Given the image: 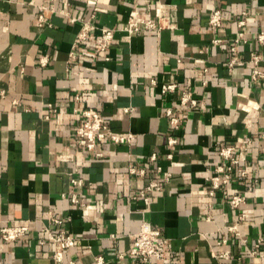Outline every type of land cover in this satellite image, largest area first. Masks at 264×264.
Here are the masks:
<instances>
[{
	"label": "crops",
	"instance_id": "obj_1",
	"mask_svg": "<svg viewBox=\"0 0 264 264\" xmlns=\"http://www.w3.org/2000/svg\"><path fill=\"white\" fill-rule=\"evenodd\" d=\"M31 1L0 0V227L30 221L22 240L0 238V264H55L53 244L40 243L48 210L63 219L53 230L76 237L63 264H95L97 257L102 264H138L129 249L143 220L167 240L161 264H264V80H251L250 64L227 67L229 46L243 31L238 55L246 60L257 53L264 70V40L257 39L264 32V0H140L142 15L154 14L149 2L173 6L175 27L133 35L122 28L135 0H56L50 25L42 27L40 1ZM215 8L225 22L212 29L207 18ZM82 19L116 32L97 59L98 30L92 31L68 66ZM168 83L176 90L162 93ZM183 91L197 99L196 108L179 106ZM128 106L133 109L125 112ZM168 107L182 120L173 133ZM74 108L96 110L110 129L130 131L134 141L81 149ZM171 134L174 145L168 144ZM246 136L253 138L241 161L246 178L233 177L210 195L206 177L219 162V149L239 146ZM129 163L145 174H129ZM72 176L84 181L76 190L83 205L70 200ZM152 180L162 189L149 193V203L132 198ZM235 194L244 197L238 207L228 202ZM233 223L239 239L226 230ZM219 250L232 257L214 258L211 251Z\"/></svg>",
	"mask_w": 264,
	"mask_h": 264
},
{
	"label": "built area",
	"instance_id": "obj_2",
	"mask_svg": "<svg viewBox=\"0 0 264 264\" xmlns=\"http://www.w3.org/2000/svg\"><path fill=\"white\" fill-rule=\"evenodd\" d=\"M35 0H32L33 2ZM37 5V24L42 27L44 25H50L49 18L56 12L54 3L56 0H39ZM140 0H135V7L129 15L123 31L128 35L139 34L144 31L159 32L165 28L175 27L169 21L170 11L173 6L167 4H153L151 2L146 4L147 11H154V14L142 15L138 9ZM241 15H246L243 11ZM225 22V16L220 8H215L208 16L207 23L212 29H217L223 26ZM239 26L244 25V20L238 21ZM98 30V35L94 39L93 50L97 59H102V55L112 45L113 38L116 30L112 28L100 27L97 28L93 25L89 19L81 20V28L75 36V40L71 45V50L68 53L67 65L70 66L77 58V49L83 42H87L91 39L92 31ZM258 41L264 40V32L257 34ZM245 33L239 32L238 36L233 40L229 46L231 56L227 62V67L231 70L234 65L240 63H247L252 66L251 68V80L258 82L264 80V70L260 67V56L257 53H250L248 59L243 60L238 55V43L245 41ZM214 43L221 42L218 39L213 40ZM107 59V57H104ZM46 60L41 59L40 63L45 64ZM206 70H204L205 72ZM201 85H206L203 81ZM177 86L175 83L163 84L161 86L162 93L174 92ZM17 101L15 100L14 103ZM179 106L185 109H194L198 106V101L192 96L190 91H183L181 93ZM131 106L125 107V112L131 111ZM54 111V110H49ZM74 112H78L80 115V124L75 127L74 137L75 143L85 151H94L96 146L104 141L115 145L130 146L135 139V135L130 131L118 132L109 128L105 118L96 110L92 108L73 109ZM165 115L169 118L170 130L173 133L181 123V117L175 115L170 107L165 108ZM45 118H49L46 114ZM264 137V136H263ZM177 143V138L171 134L168 137V144L174 145ZM253 143V138L246 136L242 139L239 146L235 144L224 145L219 149V162L216 164L213 171L207 175L206 182L209 184V194L212 195L215 190L225 186L233 177L246 178L247 171L242 166V159L246 156ZM96 156L100 157L101 152H95ZM171 157V154H168ZM155 156L152 155L151 159ZM127 171L131 175L143 176L145 170L133 163H129ZM79 169H75L74 175H78ZM167 179V178H165ZM83 179L79 176H72L70 183L72 191L70 192V200L73 203L83 205L77 194V188L83 184ZM162 189L161 184L156 181H150L144 188L138 190L132 195V198H142L147 204L150 201L149 193L152 191H160ZM229 204L232 207H238L244 202V197L240 194L232 195L229 199ZM244 215L240 216L242 219ZM29 220H23L19 222H12L0 227V238L5 242H12L22 240L29 231ZM63 219L58 217L55 212L48 210L46 212V222L42 224L41 232L43 238L40 243L51 242L54 246L52 260L55 264L64 263V255L74 246L76 237L66 233L64 230H53L52 227L61 225ZM226 230L235 238H240V232L238 230V224H228ZM245 241V239H243ZM262 239H259L255 244L257 248ZM226 238H221L219 244H225ZM254 249L252 253L254 254ZM211 254L216 259H230L232 254L229 250L211 251ZM129 255L132 256L138 264H161V262L168 258L167 252V240L162 235L159 228L153 226L149 221L143 220L140 224L139 230L134 234L131 247L129 249ZM123 254H119L122 257ZM102 257L95 259V264H102ZM69 264H74L70 261Z\"/></svg>",
	"mask_w": 264,
	"mask_h": 264
}]
</instances>
